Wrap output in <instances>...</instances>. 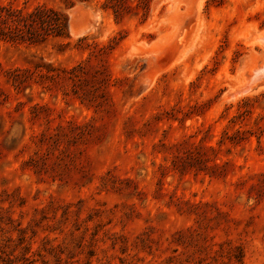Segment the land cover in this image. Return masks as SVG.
Listing matches in <instances>:
<instances>
[{"label":"rangeland","instance_id":"1","mask_svg":"<svg viewBox=\"0 0 264 264\" xmlns=\"http://www.w3.org/2000/svg\"><path fill=\"white\" fill-rule=\"evenodd\" d=\"M126 1L0 0V264H264V0Z\"/></svg>","mask_w":264,"mask_h":264},{"label":"trees","instance_id":"2","mask_svg":"<svg viewBox=\"0 0 264 264\" xmlns=\"http://www.w3.org/2000/svg\"><path fill=\"white\" fill-rule=\"evenodd\" d=\"M80 1H90V0H80ZM112 5L110 6L117 17H120L126 8L129 6L126 0H111ZM48 12L52 14V16H45L42 14L41 9H36L31 16H35L32 20L33 25L45 24L48 23L52 28L58 29V34H68V15L65 13L55 10L48 9ZM18 80V78H15Z\"/></svg>","mask_w":264,"mask_h":264},{"label":"bare ground","instance_id":"3","mask_svg":"<svg viewBox=\"0 0 264 264\" xmlns=\"http://www.w3.org/2000/svg\"><path fill=\"white\" fill-rule=\"evenodd\" d=\"M255 69V68H254ZM264 74V67L263 68H258V70H257V72H256V74L252 77V79L254 80L255 79V77L256 76H258V75H263ZM252 80V81H253ZM251 81V80H250ZM258 82V81H257ZM251 85L252 84H249L248 86H247V88H245V90H248L250 87H251ZM244 85H242V86H240L238 89H236V91L237 92H239V91H242L243 89H244ZM243 88V89H242ZM241 89V90H240ZM244 91V90H243Z\"/></svg>","mask_w":264,"mask_h":264},{"label":"water","instance_id":"4","mask_svg":"<svg viewBox=\"0 0 264 264\" xmlns=\"http://www.w3.org/2000/svg\"><path fill=\"white\" fill-rule=\"evenodd\" d=\"M241 90V89H240Z\"/></svg>","mask_w":264,"mask_h":264}]
</instances>
